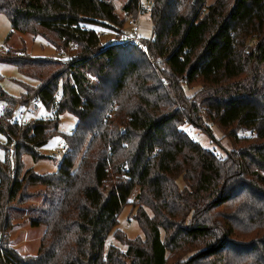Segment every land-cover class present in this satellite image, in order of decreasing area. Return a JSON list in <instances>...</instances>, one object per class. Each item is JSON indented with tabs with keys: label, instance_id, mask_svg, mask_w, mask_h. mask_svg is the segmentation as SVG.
Instances as JSON below:
<instances>
[{
	"label": "trees",
	"instance_id": "obj_1",
	"mask_svg": "<svg viewBox=\"0 0 264 264\" xmlns=\"http://www.w3.org/2000/svg\"><path fill=\"white\" fill-rule=\"evenodd\" d=\"M114 1L0 0L13 33L77 48L65 60L0 57L39 82L18 99L0 78V264H264V0H152V38L105 47L96 29H122L142 2L126 0L122 18ZM35 98L50 116L19 126L17 109ZM210 123L247 147L222 157L184 129L211 135ZM56 136L68 146L59 170L24 171ZM131 204L144 238L118 228ZM24 215L46 228L34 257L5 242ZM111 234L125 251L106 248Z\"/></svg>",
	"mask_w": 264,
	"mask_h": 264
},
{
	"label": "rangeland",
	"instance_id": "obj_2",
	"mask_svg": "<svg viewBox=\"0 0 264 264\" xmlns=\"http://www.w3.org/2000/svg\"><path fill=\"white\" fill-rule=\"evenodd\" d=\"M117 6L116 12L119 14L120 17L123 18V7L126 4V0H115L114 1ZM143 7L146 11L142 15L141 23L139 32L140 35L144 39H151L153 35L152 31V21L151 16H149L150 5L149 1L142 0ZM71 44L69 45V47ZM72 47V46H71ZM24 48L27 51V55L32 56L33 58H55L58 59V56H62L65 53H69V49L65 50L64 52H57L56 49L53 48L52 45H49L43 38L41 37H33L31 35H22L16 32L13 33L12 26L10 21L7 17L3 14H0V57H4L8 54V50H12L14 52L20 51ZM76 54V50H73L70 55L74 57ZM65 60V59H63ZM0 78L2 80V87L3 90L10 96L14 98H21L22 94L25 92L27 87H32L36 89L39 87L38 80L32 79L25 74H23L16 65H13L8 62H3L0 60ZM187 90V94L189 96L193 95L195 91ZM62 94V93H61ZM63 95V94H62ZM22 109V108H21ZM32 111L30 116L27 119L30 120H37V118H46L50 116L47 109L41 103H36L31 107ZM20 111L17 109L15 113V117L18 118ZM0 112L4 114V107L0 106ZM60 121V133L64 135L72 134L75 130L77 125L76 120L70 114L62 115ZM211 124V123H210ZM185 131H187L194 140L197 141L201 146L205 149H208L212 152H215L219 156L225 157L227 152H232L235 148L243 149L246 148L247 145L245 143H237L235 144L234 140L228 138V135L224 134L222 129L217 124H211V135L207 134L203 130L195 129L189 125L184 127ZM239 138H243L246 135H249L248 132L240 131ZM65 141L61 136L53 137V139L49 142L48 145L40 148L38 150L39 154L45 156V158L38 160L35 162L32 157L26 156L23 159L25 163L26 169H34V171L38 174H53L59 170V164L61 162V157H56L54 152L60 151L63 147ZM7 145V140L0 135V160L4 161L7 157L4 149ZM181 187H184V183L181 181ZM38 189L30 188V194L37 195L36 193ZM138 190L134 191L133 198L131 199L132 202H135L136 193ZM36 199V198H33ZM38 201L30 200L26 205L36 204ZM8 208V206L6 207ZM150 216H153V212L148 210ZM138 209L133 206L132 204L128 207H125L123 213L119 218L118 228L123 231L126 238L136 239V238H144V233L142 231L141 226L139 225L138 221L136 220V215H138ZM46 228L41 225L40 227L34 228L30 225L28 221L27 215L24 216H16L12 222V228L9 232H4V236L6 237V243L11 244L17 252L22 256H36L40 249V241L45 232ZM256 235V234H255ZM255 235H251L249 237H241V240L249 241ZM262 235V234H260ZM114 245L120 247L122 250H126V246L121 245L118 241L114 240V234H111L106 248L109 246ZM200 247V246H199ZM175 256L171 257V261L169 264H175L174 258Z\"/></svg>",
	"mask_w": 264,
	"mask_h": 264
},
{
	"label": "built area",
	"instance_id": "obj_3",
	"mask_svg": "<svg viewBox=\"0 0 264 264\" xmlns=\"http://www.w3.org/2000/svg\"><path fill=\"white\" fill-rule=\"evenodd\" d=\"M149 1V5L150 7L153 6V2L152 0H148ZM140 2V8L138 10V14L136 17L133 16H128L125 20V25L122 29L120 30H114V29H106V28H98L96 29V33L98 34V38L101 41L102 46H116V45H121L122 47L124 46H128L131 44H139L140 41V32H139V28H140V23H141V19H142V10H143V2ZM71 46L69 47V53L68 54H64L61 57V59H73L74 57H72L70 55V53L73 50H77V48L75 47V45L73 43H70ZM57 100L60 101L62 99V94L61 93H57ZM36 103H40L38 98H35L29 105L23 107L20 111L19 117H18V125L19 126H25L28 125V123L30 122L27 117L28 115L31 113L32 109V105L36 104ZM16 146H17V142L16 140L11 139V142L9 144V149L14 153L16 150ZM67 145L66 143H64L63 147L61 148L60 151L54 152V155H56V157H61L63 158L64 155L66 154L67 151Z\"/></svg>",
	"mask_w": 264,
	"mask_h": 264
}]
</instances>
